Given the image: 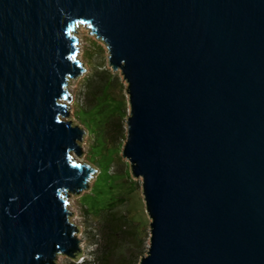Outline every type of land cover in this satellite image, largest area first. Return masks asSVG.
<instances>
[{"label": "water", "instance_id": "1", "mask_svg": "<svg viewBox=\"0 0 264 264\" xmlns=\"http://www.w3.org/2000/svg\"><path fill=\"white\" fill-rule=\"evenodd\" d=\"M80 25L126 82L137 264H264V0H0V264L81 255L67 197L96 168L62 118Z\"/></svg>", "mask_w": 264, "mask_h": 264}, {"label": "rangeland", "instance_id": "2", "mask_svg": "<svg viewBox=\"0 0 264 264\" xmlns=\"http://www.w3.org/2000/svg\"><path fill=\"white\" fill-rule=\"evenodd\" d=\"M88 32V28L80 25L75 33L78 40L76 58L83 63L84 71L80 73L75 79L72 78L69 81L68 92L71 96V100L69 102L64 100L63 102L65 105H68L66 110L70 118L67 116H62L63 119L72 121V124L74 125L77 123L76 125L83 128L85 131L84 135L82 136V141L79 144L81 155L78 157L72 151L74 158L80 163H87L90 166L96 164V171L89 179L87 187L76 194L69 193L67 197V208L69 212H71L69 219L74 225L78 226V232H76V236L80 239L81 246V255L77 257L75 261H81L84 258L91 257L93 250L96 248V242L99 239L98 230L100 224L98 214L94 213L90 209H86L83 204L85 205L86 201L90 200L92 202L93 199H97L98 197L101 198L105 194L103 193L100 195V192L104 191L103 186H110V182L117 178L126 179H120L117 183L118 186L116 187L117 192H121L120 194L126 198L122 203L124 206L122 204L120 205H122L121 207L126 212V215L135 221L136 228L141 231L142 235H145L146 240L142 253L143 255L148 245L150 218L148 217L145 210L143 195L141 192V178H136L131 175L129 162L121 154L122 145L124 143L126 134L125 119L127 113L129 112L126 82L123 79L120 70L117 69L113 71L108 65V53L105 44L100 39L96 38L94 34ZM104 68L108 69L114 75V85L109 87V93L113 100L122 102L123 118L121 120L122 130L117 134L116 138V140L120 142V145L116 141H114V143L112 142L109 150L105 152V156L101 161H99L102 156L101 155L100 158H98V155L101 154L99 150L100 139L103 136L99 126L96 124L93 126L89 123L90 121H88V116L91 113L90 109H84L89 107V95L87 94L85 78L87 76L91 77V75L95 74L96 71ZM81 113L84 116L86 115V124L82 123L83 121L79 117ZM100 113H97V115ZM116 113L119 114V111L116 110ZM92 121H96V118H92ZM107 146L109 145L107 144ZM108 163H110L112 166L110 171L114 172V174H110L111 176H109ZM108 177L109 179H107ZM127 179L130 181L129 183ZM94 180L95 183H97V187L101 189L99 193H96V188L93 189L95 185L93 183ZM131 180L133 181L132 183ZM117 194L120 195L119 193ZM97 200L98 202L100 201L99 199ZM70 260L72 259L65 255L59 254L56 257L55 264H68Z\"/></svg>", "mask_w": 264, "mask_h": 264}, {"label": "trees", "instance_id": "3", "mask_svg": "<svg viewBox=\"0 0 264 264\" xmlns=\"http://www.w3.org/2000/svg\"><path fill=\"white\" fill-rule=\"evenodd\" d=\"M113 78V73L106 68L96 71L91 77L87 76L85 78L87 94L89 95V107L84 109H90L92 115L90 113L89 118L87 117L88 121L93 126L95 124L99 126L103 136H100L99 150L101 154L98 155V158L102 156L99 161L105 156L104 154L109 150L112 142L116 141L120 145L116 138L117 134L122 130L123 110L122 102L113 100L109 93V87L114 85ZM116 110L119 111V114L116 113ZM97 113L100 114L97 115ZM79 117L82 119V123L86 124V115L84 116L81 113ZM91 117L93 119L96 118V121L93 122ZM95 165L93 166L95 167ZM111 167V164L108 163L109 176L114 174V172L110 171ZM120 179L126 180L123 178L113 179L110 182V186H103V192L97 187V183L94 180L93 189L96 188V193L101 191L100 195L105 194L101 198H97L100 200L99 202L97 199H93L92 202L90 200L86 201L85 205L87 206L84 204L83 206L98 214L100 224L98 230L99 239L91 257L84 258L81 261L70 260L68 264H137L138 258L143 253L146 239L145 235H142L141 231L136 228L135 221L128 217L121 207L126 198L120 194L121 192L116 190Z\"/></svg>", "mask_w": 264, "mask_h": 264}]
</instances>
